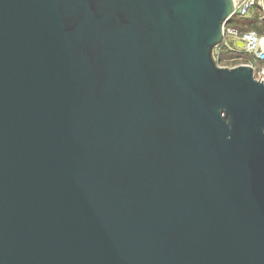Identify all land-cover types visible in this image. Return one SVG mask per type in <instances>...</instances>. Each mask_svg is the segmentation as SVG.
<instances>
[{"label": "water", "instance_id": "1", "mask_svg": "<svg viewBox=\"0 0 264 264\" xmlns=\"http://www.w3.org/2000/svg\"><path fill=\"white\" fill-rule=\"evenodd\" d=\"M232 10L0 0V264H264V82L214 58Z\"/></svg>", "mask_w": 264, "mask_h": 264}, {"label": "built area", "instance_id": "2", "mask_svg": "<svg viewBox=\"0 0 264 264\" xmlns=\"http://www.w3.org/2000/svg\"><path fill=\"white\" fill-rule=\"evenodd\" d=\"M233 10L230 18L249 19L256 13L258 19L264 22V0H232ZM241 43L243 46H240ZM264 32L255 29L238 30L228 22L223 26V38L214 49V58L219 65L217 58L221 47L236 55L231 58H224L228 63L219 65L221 67H234L237 65H250L253 78L258 82H264ZM244 55L250 56L249 59Z\"/></svg>", "mask_w": 264, "mask_h": 264}, {"label": "trees", "instance_id": "3", "mask_svg": "<svg viewBox=\"0 0 264 264\" xmlns=\"http://www.w3.org/2000/svg\"><path fill=\"white\" fill-rule=\"evenodd\" d=\"M228 23L230 25H233L234 27H236L239 31L240 30H245V29H255L258 32L263 33L264 32V22L260 21L258 19V15L257 13L252 16L249 19H239V18H230ZM221 52L217 58V61L220 62V60L224 59V58H231L234 57L236 54L232 53L226 49H223V47H221ZM244 57H246L247 59L250 58V56L248 55H244Z\"/></svg>", "mask_w": 264, "mask_h": 264}, {"label": "rangeland", "instance_id": "4", "mask_svg": "<svg viewBox=\"0 0 264 264\" xmlns=\"http://www.w3.org/2000/svg\"><path fill=\"white\" fill-rule=\"evenodd\" d=\"M226 63H228V62L226 60L222 59V60H220L219 65H225Z\"/></svg>", "mask_w": 264, "mask_h": 264}]
</instances>
